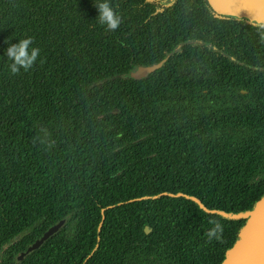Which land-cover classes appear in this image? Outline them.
Wrapping results in <instances>:
<instances>
[{
  "label": "trees",
  "instance_id": "obj_1",
  "mask_svg": "<svg viewBox=\"0 0 264 264\" xmlns=\"http://www.w3.org/2000/svg\"><path fill=\"white\" fill-rule=\"evenodd\" d=\"M163 1L112 0L121 23L106 30L94 0H0V55L13 35L40 49L17 74L0 60L2 264H220L234 245L244 220L146 197L228 212L262 197L264 43L246 27L223 50L229 26L207 0ZM62 219L72 237L15 261Z\"/></svg>",
  "mask_w": 264,
  "mask_h": 264
},
{
  "label": "water",
  "instance_id": "obj_2",
  "mask_svg": "<svg viewBox=\"0 0 264 264\" xmlns=\"http://www.w3.org/2000/svg\"><path fill=\"white\" fill-rule=\"evenodd\" d=\"M211 8L221 16H231L238 11V16L241 19L247 20L251 15L250 11L256 13L258 19L264 23V2L261 0H207ZM174 0H166L165 4L173 3ZM250 10V11H249ZM160 64L151 66L136 65L131 69L126 76L133 79H143L153 71L157 70ZM115 112H118L117 110ZM162 196L180 197L184 196L187 199L194 201L200 209L210 214H218L225 219H241L244 224L239 229L237 239L234 245L226 251L225 258L220 264H264V194L253 204L250 209L239 212H228L225 210L209 209L197 197L187 195L184 193L173 194L170 192L160 193L153 197L146 198H160ZM105 208L103 212L108 209ZM104 217L102 218L98 232H100ZM66 220H61L54 226L49 228L44 235L29 245L27 250L17 257V261L23 259L27 254L41 248L45 242L53 237L65 224ZM145 231L150 233V227L146 226ZM98 246V244H97Z\"/></svg>",
  "mask_w": 264,
  "mask_h": 264
},
{
  "label": "clouds",
  "instance_id": "obj_3",
  "mask_svg": "<svg viewBox=\"0 0 264 264\" xmlns=\"http://www.w3.org/2000/svg\"><path fill=\"white\" fill-rule=\"evenodd\" d=\"M264 2V0H261ZM95 6L98 10L96 17L98 23L102 25L106 30H115L121 23V15L116 10V7L112 3V0H94ZM239 11V10H238ZM238 11L234 12L230 18L233 20L240 19ZM250 11V10H249ZM251 15L247 19V23L255 30V34L261 43H264V23H262L256 13L250 11ZM17 40L16 43H12V39ZM4 43L7 45L2 50L0 60L7 58V67L11 74H17L20 71H27L33 67L40 56V49L34 43L32 36H10L5 39ZM212 225L204 232V238L206 241L211 242L213 240L219 241L224 231V225L219 220H210Z\"/></svg>",
  "mask_w": 264,
  "mask_h": 264
},
{
  "label": "flooded vegetation",
  "instance_id": "obj_4",
  "mask_svg": "<svg viewBox=\"0 0 264 264\" xmlns=\"http://www.w3.org/2000/svg\"><path fill=\"white\" fill-rule=\"evenodd\" d=\"M165 1L166 0H164L163 1V3L165 4ZM211 7V6H210ZM212 11H214L213 9H212ZM214 14H215V16L217 17V18H220V19H222V21L224 20V21H226V24H227V26H229V31H230V34H229V37H227L224 41H223V45H222V49L223 50H227V49H241V42H239V41H236L237 39L235 38L238 34H240V33H244V32H246V27H251L248 23H247V20H245V19H236V20H233V19H231L230 18V16H221V15H219L218 13H216L215 11H214ZM212 39V38H211ZM211 45V44H210ZM210 47H212L215 51H219V49L216 47V46H213V45H211ZM179 49H181V45L179 46ZM224 55H227V56H229L230 57V59L232 60V61H238L234 56H231V55H229L228 54V52H224L223 53ZM239 62V61H238ZM219 63H221L220 61H219ZM241 64H244V62H241ZM151 66V65H150ZM253 69H260V68H258V67H254ZM154 72V71H153ZM211 73L212 74H214L215 73V71L214 70H212L211 71ZM151 74V73H150ZM149 74V75H150ZM148 75V76H149ZM193 75L195 76L196 75V73H194L193 72ZM147 77V76H146ZM145 77V78H146ZM242 93H246L245 91H242ZM62 220H66L65 221V224L61 227V229L56 233V234H58L59 232H61V231H63L64 232V235H65V238H68V237H72L73 236V233H76V229L74 228V223H71V224H67V219H62ZM59 221H61V220H59ZM59 221H57L56 223H58ZM55 223V224H56ZM55 224H53V225H51V226H49L47 229H46V231L49 229V228H51L52 226H54ZM46 231H44L43 233H42V236L44 235V233L46 232ZM55 234V235H56ZM54 235V236H55ZM42 236H40L39 238H41ZM39 238H35L32 242H30L28 245H27V247H26V249L24 250V251H20L18 254H16L15 255V261L17 262V263H20V262H22L29 254H31V253H29V254H27L23 259H21L20 261H17L16 259H17V257L20 255V254H22V253H24L26 250H27V248L29 247V245H31L32 243H34L36 240H38ZM34 252V251H33ZM4 252L3 251H0V264H2L3 263V260H4Z\"/></svg>",
  "mask_w": 264,
  "mask_h": 264
}]
</instances>
